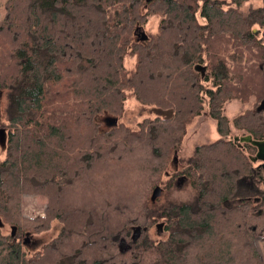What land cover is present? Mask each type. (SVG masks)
<instances>
[{
  "label": "trees",
  "instance_id": "16d2710c",
  "mask_svg": "<svg viewBox=\"0 0 264 264\" xmlns=\"http://www.w3.org/2000/svg\"><path fill=\"white\" fill-rule=\"evenodd\" d=\"M242 1L4 0L0 264H264L254 242L264 237V190L237 183L251 172L253 147L230 135L264 139V0L245 12ZM154 13L156 31L142 37ZM125 90L159 115L100 130L97 114H120ZM250 96L248 109L223 114L224 101ZM203 111L216 138L194 143L167 178L187 179L192 201L150 205L151 173ZM147 176L140 206L137 182ZM24 195L43 202V214L23 216ZM154 223L163 236L149 233ZM49 229L27 255L26 235Z\"/></svg>",
  "mask_w": 264,
  "mask_h": 264
},
{
  "label": "rangeland",
  "instance_id": "374dc122",
  "mask_svg": "<svg viewBox=\"0 0 264 264\" xmlns=\"http://www.w3.org/2000/svg\"><path fill=\"white\" fill-rule=\"evenodd\" d=\"M262 4V0H244L240 4V9L242 11H247L250 9H257ZM4 11V0H0V18ZM196 20L199 24L204 23L203 17L199 14V11H195ZM160 18L159 13L150 14L147 17L146 22L140 26L142 30L139 33L146 34H154L157 28V23ZM255 28L253 29V31ZM145 35V34H144ZM257 37L259 41L264 43V27L261 28L257 33ZM135 56L126 54L124 56V67L126 70L130 71L134 68ZM262 68L264 71V56L262 58ZM126 96L124 99L122 112L118 115L109 114L106 111H102L96 116V120L99 123L100 130H104L115 123H123L128 125L129 127L134 128L136 124L142 118H151L155 115H159V111L153 105H145L138 102L130 93L129 90H125ZM253 102V97L250 96L247 101L241 102L237 99H227L224 101L222 105L223 114L231 120L233 117L240 114L245 109L249 108ZM5 106H6V98L4 93L1 92L0 95V121L3 119L5 115ZM205 110V108H204ZM5 135L6 132L3 129H0V160L4 156V146H5ZM230 135L231 136H239V132L232 127H230ZM216 138V133L214 131V123L211 119L206 116L203 111L199 116L195 117L189 127L186 129L185 134L182 138L181 144L178 147L176 153H172L168 158L166 164H164L163 168L156 170L157 172L152 174L151 178L153 179L154 186L157 185L159 187V192L155 196L153 200H150V205H163L171 202H179V201H192L194 197V190L189 185L187 179L182 177L181 175H177L174 177L167 178L171 174V172L176 169L179 165V160L185 158L189 155L191 147L194 143L198 142H208L212 141ZM252 154V153H251ZM250 154V155H251ZM120 165V164H119ZM119 165H114L112 170H115L117 167L120 169ZM133 173V172H132ZM130 173V175L132 174ZM133 175H131L132 179ZM108 178L111 180L105 185V188L109 191L112 187L113 178H116V172H112L108 175ZM167 180V181H166ZM149 181V176L145 180L141 178V182H137L138 189L142 191V198L139 201L138 205H142L145 202V191L147 190V184ZM167 182L166 188H163L161 185ZM257 190H264V181L257 188ZM98 192V191H97ZM99 194V192H98ZM44 203L40 202L36 199V197L31 195H24L22 198V215L23 216H33V215H41L44 212ZM157 224V223H156ZM156 224H152L149 228V233L152 235L163 236V231L160 227H155ZM0 232L5 234L8 232V226L5 223L0 222ZM54 232L49 229L47 231L40 232L38 234H29L26 235V243L24 246L26 250V254L30 255L36 249H38L43 243L47 242L52 236ZM138 234V232H137ZM136 234V236H137ZM255 246L261 258L264 259V237L255 239ZM120 244V243H119ZM124 246H127L123 243Z\"/></svg>",
  "mask_w": 264,
  "mask_h": 264
},
{
  "label": "flooded vegetation",
  "instance_id": "af4514ba",
  "mask_svg": "<svg viewBox=\"0 0 264 264\" xmlns=\"http://www.w3.org/2000/svg\"><path fill=\"white\" fill-rule=\"evenodd\" d=\"M261 109L264 110V99L263 101H261L259 103V105ZM248 109V108H247ZM246 110V109H245ZM243 112V111H242ZM247 135V134H246ZM240 136H244V135H239L237 137H240ZM252 139V138H251ZM262 140V139H261ZM238 143V141H237ZM242 143H245V142H241V143H238L236 145L240 146ZM253 147V146H252ZM255 148L253 147V151H252V154L248 155V158L250 159L249 156H253L255 154ZM251 161V160H250ZM251 172L250 174L246 175V176H243L242 178H240L237 183L241 186H245V187H248L250 188V190H253L255 192H261L259 190H257V188L261 185V183L264 181V163L262 160H255V161H251ZM161 189V188H160ZM151 200V199H150ZM156 227L158 228V225L156 224ZM160 227V226H159ZM132 235V234H131ZM119 247L122 249V248H125L126 246L123 245V242L121 243V240L119 242Z\"/></svg>",
  "mask_w": 264,
  "mask_h": 264
},
{
  "label": "water",
  "instance_id": "95a60500",
  "mask_svg": "<svg viewBox=\"0 0 264 264\" xmlns=\"http://www.w3.org/2000/svg\"><path fill=\"white\" fill-rule=\"evenodd\" d=\"M255 32V30L253 31ZM142 37H145V35H142ZM113 124H115V121H113ZM233 141L234 143L238 144V143H241V142H245V143H248L250 144L251 146H253L255 148V154L253 156H249L250 157V160L251 161H255L257 159L259 160H262L263 163H264V139L262 140H253L251 139L250 135H244V136H240V137H237V136H233ZM238 141V143H237ZM159 187L158 186H155L152 191H151V194H150V199L153 200L155 198V196L158 194L159 192ZM158 227H159V223L157 224ZM138 232V228H135L132 232V239H134L136 237V234ZM124 243L123 240H121V243Z\"/></svg>",
  "mask_w": 264,
  "mask_h": 264
}]
</instances>
